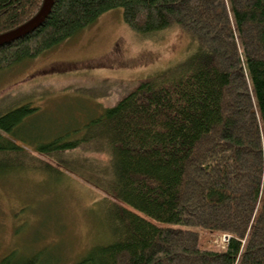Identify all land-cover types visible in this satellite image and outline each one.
<instances>
[{
    "label": "trees",
    "instance_id": "1",
    "mask_svg": "<svg viewBox=\"0 0 264 264\" xmlns=\"http://www.w3.org/2000/svg\"><path fill=\"white\" fill-rule=\"evenodd\" d=\"M43 1L0 0V34ZM116 8L140 34L180 26L194 51L133 83L102 81L101 91L120 85L118 98L49 139L26 128L38 111L30 100L0 103V172L37 155L81 169L72 151L104 155L90 172L110 198V240L74 264H264V0H53L40 25L0 44V71ZM0 264L38 257L9 253Z\"/></svg>",
    "mask_w": 264,
    "mask_h": 264
},
{
    "label": "rangeland",
    "instance_id": "2",
    "mask_svg": "<svg viewBox=\"0 0 264 264\" xmlns=\"http://www.w3.org/2000/svg\"><path fill=\"white\" fill-rule=\"evenodd\" d=\"M195 46L176 24L140 34L123 21L119 8L111 9L56 48L1 70L0 103L30 100L38 111L26 128L49 139L56 132L81 128L84 118L118 98L120 85L103 83L106 89L101 91L97 85L102 81L133 83L152 76L188 57ZM70 155L84 168L37 155L24 167L0 172V259L9 253L13 259L35 254L38 264H74L110 240L105 210L110 198L91 173L92 164L104 161V155L83 150ZM223 239L213 237L217 243Z\"/></svg>",
    "mask_w": 264,
    "mask_h": 264
},
{
    "label": "water",
    "instance_id": "3",
    "mask_svg": "<svg viewBox=\"0 0 264 264\" xmlns=\"http://www.w3.org/2000/svg\"><path fill=\"white\" fill-rule=\"evenodd\" d=\"M52 3L53 0H44L38 13L35 16H33L30 20H28L27 22H25L24 24L18 26L13 30L0 34V44L8 42L10 40H14L22 36L23 34H26L32 31L33 29H35L38 25H40L42 20L49 12Z\"/></svg>",
    "mask_w": 264,
    "mask_h": 264
},
{
    "label": "bare ground",
    "instance_id": "4",
    "mask_svg": "<svg viewBox=\"0 0 264 264\" xmlns=\"http://www.w3.org/2000/svg\"><path fill=\"white\" fill-rule=\"evenodd\" d=\"M105 236V235H104Z\"/></svg>",
    "mask_w": 264,
    "mask_h": 264
}]
</instances>
